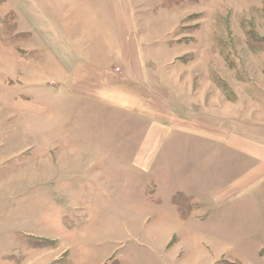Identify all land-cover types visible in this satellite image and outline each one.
Listing matches in <instances>:
<instances>
[{"label":"rangeland","instance_id":"rangeland-1","mask_svg":"<svg viewBox=\"0 0 264 264\" xmlns=\"http://www.w3.org/2000/svg\"><path fill=\"white\" fill-rule=\"evenodd\" d=\"M132 1L134 8L144 10L138 20L147 23V36L158 40L165 37L154 48H172L169 54L165 52L163 62L168 60L167 64H172L168 70L176 75L167 73L163 78L176 88L180 84L190 86L193 97H202L204 118L209 113L201 106L204 109V105L212 104L221 118L235 124L234 130L249 132L255 141L264 140V0ZM152 6L169 10L157 13L162 20L159 27L149 12ZM19 9V0H0V237L18 247L13 234H25L21 244L27 253L5 259L9 264H73L85 257L89 264H99L116 243L132 244L127 226L138 232L136 218L145 214V210L134 209L135 221H129L130 207L141 209L148 203L140 196L147 193L144 189L130 191L131 184L141 187L149 181L140 172L146 160L139 159L134 167L131 158L141 145L145 117L101 103L75 101L65 90L68 81L61 71L70 69V64L49 67L44 59L36 69L45 73L34 75V63L41 57L27 52L32 38L20 35ZM149 19L153 22L148 23ZM161 75L160 71L157 77L161 79ZM21 86L42 94L24 102L22 97L18 99ZM58 88H64L63 92L51 95L50 90ZM68 107L77 111L67 115ZM23 111L27 112L24 117ZM54 120L55 140L47 136L55 128ZM50 143L52 147L47 149ZM177 143L169 151L176 150ZM162 161L180 168L187 182L193 181L197 171L193 157L159 159L160 164ZM222 172L219 169L212 181L223 179ZM53 202L58 205V215ZM120 216L127 217L128 222L122 224ZM139 234V239L148 242L144 232ZM8 240L0 239V243ZM100 244L111 247H97ZM252 245L253 241L241 240L233 254L219 261L261 264L256 260L264 262V247L256 255ZM145 257L139 256L138 264Z\"/></svg>","mask_w":264,"mask_h":264},{"label":"crops","instance_id":"crops-1","mask_svg":"<svg viewBox=\"0 0 264 264\" xmlns=\"http://www.w3.org/2000/svg\"><path fill=\"white\" fill-rule=\"evenodd\" d=\"M19 8L20 35L28 34L32 38L27 52L41 57L34 63V75L45 73L36 69L44 59L49 67L70 64V69L61 67V71L68 81L65 90L75 101L101 103L110 109L145 117L141 145L131 158L134 167L139 159L146 160L139 170L149 181L141 187L131 184L130 191L144 189L147 193L140 196L148 203L141 209L130 207L129 221H135L134 209L145 210V214L140 213L141 218H136L140 224L138 232L127 226L132 244L116 243L99 264H108L111 259L113 263L109 264H138L137 258L142 255L146 257L141 264H233L219 258L233 254L241 240L253 241L255 254L259 255L264 249H261L264 247V140L255 141L249 132L234 130L235 124L221 118L212 104H203L204 109L201 106L203 112L209 113L204 118L200 110L202 97H193L190 86L180 84L176 88L163 78L167 73L176 75L168 70L172 64H167L168 60L163 62L164 54H169L172 48L167 46L165 51L154 48L165 37L158 40L147 36V23L138 20L144 10L134 8L132 0H19ZM159 11L163 14L169 10L163 6L149 9L158 20L156 27L162 25V20L156 17ZM149 20L148 23L153 22ZM160 71L161 79L157 77ZM52 75L57 76L54 68ZM21 87L18 99L22 97L24 102L34 101L42 94ZM63 89L50 90L51 95ZM76 111L68 107L67 115ZM26 113L23 111L21 115L24 117ZM40 115L37 114V120ZM56 126L55 122V128L47 135L54 140ZM176 141L179 146L177 143L176 150L169 151ZM47 147H52L51 143ZM188 156L197 165L193 181L187 182V175L180 168L159 162V159ZM219 169H223L225 177L214 182L213 175ZM207 175H210L208 179L203 178ZM56 203L53 202V208L58 215ZM120 217L122 224L128 222L127 217ZM56 222L61 227L58 219ZM142 232L148 242L139 239ZM3 237L0 239L8 240ZM13 237L18 247H12L9 240L0 243V264H9L5 259L9 255L27 253L21 244L27 236L16 232ZM99 246L106 249L111 244ZM74 261L73 264H89L85 257L76 260L77 263ZM256 261L264 264L259 259Z\"/></svg>","mask_w":264,"mask_h":264}]
</instances>
